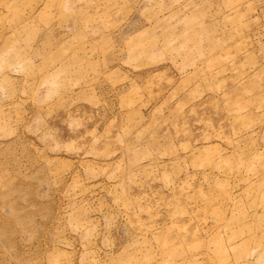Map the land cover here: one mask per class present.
Returning a JSON list of instances; mask_svg holds the SVG:
<instances>
[{"label":"rangeland","instance_id":"obj_1","mask_svg":"<svg viewBox=\"0 0 264 264\" xmlns=\"http://www.w3.org/2000/svg\"><path fill=\"white\" fill-rule=\"evenodd\" d=\"M0 264H264V0H0Z\"/></svg>","mask_w":264,"mask_h":264}]
</instances>
